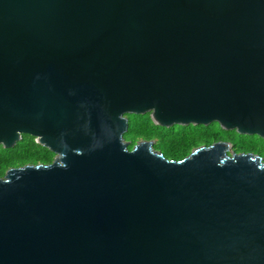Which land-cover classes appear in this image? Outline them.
I'll return each instance as SVG.
<instances>
[{
    "label": "water",
    "instance_id": "water-1",
    "mask_svg": "<svg viewBox=\"0 0 264 264\" xmlns=\"http://www.w3.org/2000/svg\"><path fill=\"white\" fill-rule=\"evenodd\" d=\"M264 140V0H0V264H264V162L166 159L127 116Z\"/></svg>",
    "mask_w": 264,
    "mask_h": 264
},
{
    "label": "trees",
    "instance_id": "trees-1",
    "mask_svg": "<svg viewBox=\"0 0 264 264\" xmlns=\"http://www.w3.org/2000/svg\"><path fill=\"white\" fill-rule=\"evenodd\" d=\"M131 142L130 148L138 140L154 141V149L166 159L178 161L201 146H209L220 139L233 142L237 151L253 152L260 144L257 137L238 136L235 132H225L217 124L209 127H171L163 129L154 126L148 115L128 116V128L124 135ZM124 138V139H125ZM264 141V140H262ZM264 149V145H263ZM264 151V150H263ZM54 155L47 149L38 146L34 138L23 135L22 141L14 149L0 147V178L10 168L26 164H50Z\"/></svg>",
    "mask_w": 264,
    "mask_h": 264
},
{
    "label": "rangeland",
    "instance_id": "rangeland-1",
    "mask_svg": "<svg viewBox=\"0 0 264 264\" xmlns=\"http://www.w3.org/2000/svg\"><path fill=\"white\" fill-rule=\"evenodd\" d=\"M127 119H128V116H127ZM189 127H193V126H189ZM236 134V133H235ZM237 135V134H236ZM239 136V135H238ZM252 137H256V136H252ZM125 138V137H124ZM259 139V138H258ZM125 140L127 141V142H131L128 138H125ZM139 141H141V140H138L137 142H139ZM219 141H222V142H227V143H229L230 145H231V152H234V153H237V154H240V153H243V152H241V151H237V149L234 147V144H233V142H231L230 140H226V139H220ZM154 142V141H153ZM218 142V141H217ZM155 143V142H154ZM258 143L260 144V146L257 148V149H253V152H249V153H252V154H254V155H257V156H259L262 160H263V162H264V149H263V145H264V141H262V139L261 140H259L258 141ZM191 153V152H190ZM189 153V154H190ZM246 153V152H245ZM188 154V155H189ZM26 165H28V164H26ZM8 170V169H7ZM6 170V171H7ZM5 171V172H6ZM5 174V173H4ZM4 176V175H3Z\"/></svg>",
    "mask_w": 264,
    "mask_h": 264
}]
</instances>
